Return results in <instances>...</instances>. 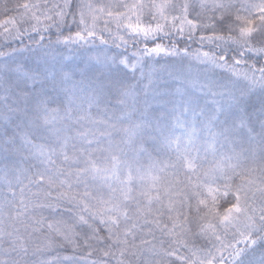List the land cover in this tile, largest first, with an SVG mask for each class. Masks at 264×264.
<instances>
[{
	"label": "snow or ice",
	"instance_id": "snow-or-ice-1",
	"mask_svg": "<svg viewBox=\"0 0 264 264\" xmlns=\"http://www.w3.org/2000/svg\"><path fill=\"white\" fill-rule=\"evenodd\" d=\"M0 264H264V0H0Z\"/></svg>",
	"mask_w": 264,
	"mask_h": 264
}]
</instances>
